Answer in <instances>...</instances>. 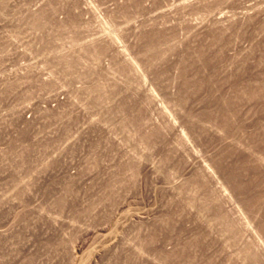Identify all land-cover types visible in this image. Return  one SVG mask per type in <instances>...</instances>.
I'll return each mask as SVG.
<instances>
[{
	"label": "rangeland",
	"instance_id": "rangeland-1",
	"mask_svg": "<svg viewBox=\"0 0 264 264\" xmlns=\"http://www.w3.org/2000/svg\"><path fill=\"white\" fill-rule=\"evenodd\" d=\"M189 1L0 9L34 42L0 64L43 63L67 94L47 178L0 163V264H264V186L251 209L229 170L264 172V0ZM31 184L55 189L15 187Z\"/></svg>",
	"mask_w": 264,
	"mask_h": 264
},
{
	"label": "built area",
	"instance_id": "built-area-1",
	"mask_svg": "<svg viewBox=\"0 0 264 264\" xmlns=\"http://www.w3.org/2000/svg\"><path fill=\"white\" fill-rule=\"evenodd\" d=\"M0 0V9L19 6L20 0ZM26 25L22 18L0 12V51L25 53L34 48V42L26 37ZM33 25V23L31 24ZM0 64L6 75L0 76V163L30 166L42 175L49 157L55 156L47 140L61 129L57 119L59 104L67 98L60 78L47 76L45 64L13 61ZM48 134V135H47ZM22 173V172H20ZM13 175V174H12ZM49 185H17V189H55Z\"/></svg>",
	"mask_w": 264,
	"mask_h": 264
},
{
	"label": "bare ground",
	"instance_id": "bare-ground-1",
	"mask_svg": "<svg viewBox=\"0 0 264 264\" xmlns=\"http://www.w3.org/2000/svg\"><path fill=\"white\" fill-rule=\"evenodd\" d=\"M55 1V0H54ZM175 1V0H174ZM188 2H190L189 0H187ZM207 1H209V0H207ZM212 1V4H214L213 3V0H211ZM219 1V0H218ZM145 2V1H144ZM179 2V1H178ZM192 2V1H191ZM190 2V3H191ZM198 2H200L201 4H199ZM198 2H196V3H198L200 6L203 4V2H202V0L200 1H198ZM206 2V1H205ZM210 2V1H209ZM214 2H216V0L214 1ZM220 2V1H219ZM132 3V2H131ZM189 3V4H190ZM218 3V2H217ZM217 3H215V4H217ZM129 4V3H128ZM184 4V3H183ZM189 4H187L186 3V5H188L189 7H190V5ZM192 4L194 5L195 4V2L193 3L192 2ZM191 4V5H192ZM198 4H197V6H198ZM205 4V3H204ZM208 3H206L205 5H207ZM159 5V4H158ZM192 5V6H193ZM208 5H210V4H208ZM249 5V4H248ZM48 6V5H47ZM188 6L186 7L187 9H188ZM199 6V7H200ZM50 7V6H49ZM214 7V6H213ZM115 8V7H114ZM130 8V7H129ZM175 8V7H174ZM184 8V7H183ZM202 8H205L204 6H202ZM59 10V9H58ZM164 10V9H163ZM169 10V9H168ZM189 10V9H188ZM48 11V10H47ZM122 11V10H121ZM166 11V10H165ZM170 11V10H169ZM187 11V10H186ZM262 11V10H261ZM210 12V11H209ZM245 12V11H244ZM156 13V12H155ZM161 13V12H160ZM56 14V13H55ZM48 15V14H47ZM46 15V16H47ZM82 16V15H81ZM135 16V15H134ZM215 19H216V17H215ZM217 19H219L218 17H217ZM223 19V18H222ZM156 20V19H155ZM221 20V19H220ZM233 20V19H232ZM126 21V20H125ZM154 21V20H153ZM261 21V20H260ZM86 22V21H85ZM128 22V21H127ZM217 22V21H216ZM213 23V22H212ZM126 24V23H125ZM151 24V23H150ZM213 24H216V23H213ZM213 24H211L212 26H213ZM90 25V24H89ZM128 25V24H127ZM128 27V26H127ZM64 29V28H63ZM86 29V28H85ZM189 29V28H188ZM224 29V28H223ZM72 31V30H71ZM70 31V32H71ZM88 31V30H87ZM191 31V30H190ZM66 33V32H65ZM171 33V32H170ZM128 34V33H127ZM219 34V33H218ZM80 35V34H79ZM258 35V34H257ZM145 36V35H144ZM44 37V36H43ZM51 38V37H50ZM153 38V37H152ZM260 38V37H259ZM128 39V38H127ZM146 39V38H145ZM164 39H166V38H164ZM176 40V39H175ZM232 40V39H231ZM63 41V40H62ZM208 41V40H207ZM60 42V41H59ZM167 42V41H166ZM48 43V42H47ZM103 43V42H102ZM111 43V42H110ZM119 43V42H118ZM108 44V43H107ZM146 44V43H145ZM170 43H168V45H169ZM209 44V43H208ZM165 45V44H164ZM99 47V46H98ZM155 47V46H154ZM166 49V48H165ZM177 49V48H176ZM67 50V49H66ZM98 50H100V48L98 49ZM110 50V49H109ZM126 50V49H125ZM72 51V50H71ZM95 51V50H94ZM97 51V50H96ZM121 51V50H120ZM136 51V50H135ZM167 51V50H166ZM127 52V51H126ZM156 52V51H155ZM125 54V53H124ZM206 54V53H205ZM50 55V54H49ZM97 55V54H96ZM155 57V56H154ZM204 57V56H203ZM98 58V57H97ZM112 58H114V57H112ZM75 59V58H74ZM65 60V59H64ZM67 60V59H66ZM65 60V61H66ZM79 60V59H78ZM83 60V59H82ZM133 61V60H132ZM207 61V60H206ZM71 62V61H70ZM50 63V62H49ZM101 63H102V61H101ZM222 63V62H221ZM63 64H65V63H63ZM104 64V63H103ZM135 64V63H134ZM78 65V64H77ZM94 65V64H93ZM147 65V64H146ZM174 65V64H173ZM211 65V64H210ZM91 66V65H90ZM58 67V66H57ZM60 67V66H59ZM67 67V66H66ZM105 67V66H104ZM142 67V66H141ZM98 68V67H97ZM109 68V67H108ZM135 69V68H134ZM211 69V68H210ZM55 70H57V69H55ZM67 70V69H66ZM97 70V69H96ZM139 70V69H138ZM50 71V70H49ZM85 72V71H84ZM91 72V71H90ZM128 72V71H127ZM138 73V72H137ZM144 73V72H143ZM199 73V72H198ZM48 75H50V74H48ZM125 75V74H124ZM139 75V74H138ZM144 75V74H143ZM77 77V76H76ZM113 78V77H112ZM80 79V78H79ZM82 79V78H81ZM84 79V78H83ZM124 79V78H123ZM195 79H197V78H195ZM126 81V80H125ZM152 83V82H151ZM77 84V83H76ZM87 84V83H86ZM154 84V83H153ZM97 91V90H96ZM112 91V90H111ZM105 92V91H104ZM94 93V92H93ZM187 93V92H186ZM99 95V94H98ZM107 97V96H106ZM101 98H103V97H101ZM135 99V98H134ZM258 100V99H257ZM111 101V100H110ZM212 101V100H211ZM220 101V100H219ZM226 102V101H225ZM243 102V101H242ZM209 103V102H208ZM214 104V103H213ZM227 105V104H226ZM230 105V104H229ZM70 106V105H69ZM182 106V105H181ZM218 106V105H217ZM165 107V106H164ZM226 107V106H225ZM230 107V106H229ZM83 109V108H82ZM227 109V108H226ZM230 109V108H229ZM221 110V109H220ZM122 111V110H121ZM167 111V110H166ZM226 111V110H225ZM168 112V111H167ZM168 115V114H167ZM228 115V114H227ZM226 117H229V116H226ZM97 120V119H96ZM173 121V120H172ZM225 123L226 122H228L227 121V119L224 121ZM124 123V122H123ZM224 123V124H225ZM172 124H173V122H172ZM229 123H227V125H228ZM230 125H232V124H230ZM247 126V125H246ZM164 127V126H163ZM234 128V127H233ZM229 129H231V127L229 128ZM237 130H238V128H237ZM240 130V129H239ZM260 133V132H259ZM261 133H262V131H261ZM236 137V136H235ZM257 138V137H256ZM103 140H105V139H103ZM132 140V139H131ZM188 140V139H187ZM255 140V139H254ZM249 142V141H248ZM247 142V143H248ZM220 145V144H219ZM111 146V145H110ZM100 149V148H99ZM145 149V148H144ZM212 151V150H211ZM180 152V151H179ZM110 155V154H109ZM262 155V154H261ZM260 156V155H259ZM259 156H257V157H259ZM159 159V158H158ZM264 159V158H263ZM142 160V159H141ZM261 160V159H260ZM252 161V160H251ZM248 162L246 161V159L243 157V156H239V157H237V160H236V163H234V165H232V167L230 166L229 168V170L231 171L230 173H232L236 178L235 179H237L239 182V184H240V186H241V188L240 189H243V190H245L246 192H247V195H248V197L247 198H245V200H246V202H247V207H250L251 209H252V207H254L258 202H259V200L261 199L260 198V196H261V189H262V187L264 186V172H262V170L260 169V168H257V167H254V166H249L248 164H247ZM51 164V163H50ZM208 164H205L204 165V167L205 166H207ZM92 166V165H91ZM201 167H203V166H201ZM210 167V166H209ZM264 167V166H263ZM93 168V167H92ZM203 169H205V171H206V173L205 174H209V171L206 169V168H203ZM209 169V168H208ZM211 169V168H210ZM260 169V170H259ZM213 172V171H212ZM212 172L210 171V173L212 174ZM231 174V175H232ZM232 175V176H233ZM210 176V174L208 175V177ZM212 176V175H211ZM210 176V177H211ZM216 176V175H215ZM231 176V177H232ZM233 176V177H234ZM243 176H245V177H243ZM34 177V176H33ZM202 177V176H201ZM204 177H206V175H204ZM83 178V177H82ZM243 178H246V179H244L243 180ZM21 179V178H20ZM198 179V178H197ZM245 180L247 181L246 183H245ZM211 183V182H210ZM178 185V184H177ZM238 185V184H237ZM166 186V185H165ZM254 186V187H253ZM62 187V186H61ZM69 188V187H68ZM182 188V187H181ZM264 188V187H263ZM178 188H175L174 190H177ZM180 189V188H179ZM239 189V188H238ZM183 190V189H182ZM180 191V190H179ZM122 192V191H121ZM197 192V191H196ZM211 192V191H210ZM228 192H229V190H228ZM261 192V193H260ZM176 193H178V192H176ZM182 194H183V192H181ZM181 193H179V196H180V194ZM222 193V192H221ZM220 193V194H221ZM224 193H225V191H224ZM213 194V193H212ZM241 194V193H240ZM207 195V194H206ZM27 196V195H26ZM72 196V195H71ZM246 196V195H245ZM8 197V196H7ZM225 197V196H224ZM232 198V197H231ZM198 200V199H197ZM244 200V201H245ZM228 201V200H227ZM193 202V201H192ZM191 202V203H192ZM206 203V202H205ZM194 204V203H193ZM204 204V203H203ZM190 205H192V204H190L189 203V206ZM258 205V204H257ZM257 205H256V207H257ZM194 206V205H193ZM194 208V207H193ZM28 209V208H27ZM37 209V208H36ZM198 210V209H197ZM251 211V210H250ZM210 212V211H209ZM249 212V211H248ZM45 213V212H44ZM234 213V212H233ZM254 213V212H253ZM198 214V213H197ZM219 214V213H218ZM245 214V213H244ZM48 215H49V213H48ZM257 215V214H256ZM204 216V215H203ZM18 217V216H17ZM221 219V218H220ZM21 221V220H20ZM204 221V220H203ZM221 221H223V219L222 220H220V222ZM226 220H224V222H225ZM224 222H221L222 223V225L224 224ZM220 223V224H221ZM64 224V223H63ZM166 224V223H165ZM196 224V223H195ZM211 224V223H210ZM220 224H218L217 226L219 227V225ZM264 224V223H263ZM221 225V226H222ZM234 225V224H233ZM211 226V225H210ZM209 227V226H208ZM247 227V226H246ZM22 228V227H21ZM34 228V227H33ZM39 228V227H38ZM70 228V227H69ZM237 228V227H236ZM235 227H233V226H229V225H227V228H225V229H222V230H220L221 231V235H222V237L224 236V238H226L227 239V237H230L229 239H231L232 237L234 238H236L237 237V234H236V232H235V229H236ZM219 229H220V227H219ZM219 229H217V230H219ZM260 229H261V227H260ZM37 230V229H36ZM170 230V229H169ZM194 230V229H193ZM212 230V229H211ZM249 230V229H248ZM247 230V231H248ZM263 230H264V226H263ZM29 231V230H28ZM257 231V230H256ZM15 232V231H14ZM77 232V231H76ZM239 233H241V232H239ZM26 234V233H25ZM242 234V233H241ZM219 236H220V234H219ZM251 236V235H250ZM253 236V235H252ZM256 236V235H255ZM239 237H241V235L239 236ZM243 237V236H242ZM242 237L241 238H237V239H235V240H239V239H241L242 240ZM259 237V236H258ZM221 239V238H220ZM223 240V239H222ZM225 240V239H224ZM226 241V240H225ZM260 241V240H259ZM262 242V241H261ZM253 247V246H252ZM251 246L247 249L248 250V257H250V258H253V255L250 253L251 252V250L254 248H252ZM262 247V246H261ZM246 248V247H245ZM61 249V248H60ZM59 249V250H60ZM55 250V249H54ZM57 250V249H56ZM253 250H255V248L253 249ZM257 250V249H256ZM5 251V250H4ZM32 251V250H31ZM62 251V250H61ZM255 252V251H254ZM61 253V252H60ZM236 255V254H235ZM108 256V255H107ZM220 257V256H219ZM45 259V258H44ZM40 261V260H39ZM15 262V261H14ZM82 262V261H81ZM84 262V261H83ZM248 262V261H247ZM23 263H26V261L24 262L23 261ZM22 264V263H21ZM29 264H32V263H29Z\"/></svg>",
	"mask_w": 264,
	"mask_h": 264
}]
</instances>
